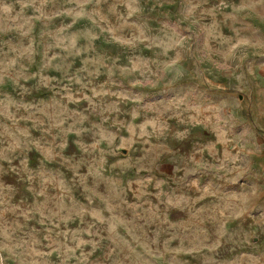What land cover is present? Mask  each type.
<instances>
[{"label":"rangeland","instance_id":"obj_1","mask_svg":"<svg viewBox=\"0 0 264 264\" xmlns=\"http://www.w3.org/2000/svg\"><path fill=\"white\" fill-rule=\"evenodd\" d=\"M0 264H264V0H0Z\"/></svg>","mask_w":264,"mask_h":264}]
</instances>
